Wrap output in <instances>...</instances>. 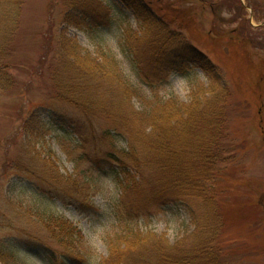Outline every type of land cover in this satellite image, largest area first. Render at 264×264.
<instances>
[{"label": "rangeland", "instance_id": "374dc122", "mask_svg": "<svg viewBox=\"0 0 264 264\" xmlns=\"http://www.w3.org/2000/svg\"><path fill=\"white\" fill-rule=\"evenodd\" d=\"M98 1L103 13L99 22L86 20L76 26L66 22L71 11L67 0H21L20 29L7 70L15 83L0 90V264H105L113 248L125 253L129 246L144 248V257L154 262L155 240L175 245L195 231L194 212L203 209L197 200L178 201L132 219L127 206L131 194H125L110 161L111 152L126 147V136L114 134L107 116L93 123L85 119L58 90L54 73L66 39L82 56L106 60L107 78L103 89L95 86L94 95L97 107L113 118L125 114L128 103L123 84L116 79V66L124 83L137 91L131 98L136 111L171 99L178 104L193 99L202 103L212 83L195 65L184 74L141 76L121 45L128 31L142 30L135 12L119 0ZM143 1L171 26L189 19L202 32L220 22L224 29L241 27L236 11L240 2L255 29L252 38L258 51L264 49V0ZM199 1H207L212 9ZM186 30L182 31L189 36ZM192 43L212 59L220 88L231 93L227 103H221L223 129H230L231 142L239 146L237 160L222 169L211 189L222 222L217 247L229 264H264V108L260 113L240 92L236 79L246 77L240 61L228 64ZM119 118L123 122L120 114ZM73 122L82 124L78 130L84 134L95 130V138H88L86 145L72 129ZM108 131L114 137L105 139ZM44 176L58 180L61 189ZM185 242L193 245L195 240ZM122 257L120 264L140 260L137 253Z\"/></svg>", "mask_w": 264, "mask_h": 264}, {"label": "trees", "instance_id": "16d2710c", "mask_svg": "<svg viewBox=\"0 0 264 264\" xmlns=\"http://www.w3.org/2000/svg\"><path fill=\"white\" fill-rule=\"evenodd\" d=\"M119 1L135 12L142 28L141 31L126 32L121 43L122 53L132 58L141 76L144 72L155 76L169 71L184 74L195 65L206 74L212 85L203 93L205 100L202 103L193 99L189 104H178L171 99L167 104L152 105L154 107L151 110L136 111L131 98L137 95V91L124 83L113 62L116 79L123 84V95L128 98L125 114L118 113L113 118L109 113H104L106 110L103 107H97L94 95L97 91L95 86L101 85L103 89V80L107 78V61H99L89 55L82 56L79 47L72 45L68 39L63 40V49L58 55L60 61L54 73L58 90L72 107L82 111L89 122L107 116L106 119L114 124V134L126 136V147L111 152L110 161L114 162L112 172L124 184L125 194H131L127 197L130 199L127 206L129 215H133L132 219L142 218L151 210L178 201L197 200L203 207L201 213L194 212L195 231L186 238H193V245L186 244V239L175 245H169L162 239L155 240L156 248L151 255L156 258L154 262L144 257L142 247H126L125 253L119 248L120 251H114L113 248L105 264H120L124 260L122 255L127 256L128 253L138 254L140 260L136 264H229L217 247L216 235L222 222L219 221L218 205L211 189L219 180L222 169L237 160L239 146L231 142L230 129H223L225 115L221 114V103L226 104L231 93L225 87L220 88V74L216 71L215 63L198 51L192 42L219 60L222 57L228 64L232 60L242 63L246 77L243 80L236 79L241 91L238 89L260 113L264 108V55L259 53L264 54V49L258 51L255 36L252 38L255 29L245 18V7L240 2L239 6L242 7L236 11L241 27L224 29L225 25L220 22L214 23L210 31L202 32L189 19H182L183 25L171 26L143 0ZM199 2L205 4L204 8L208 5V9L213 7L207 1ZM67 4L71 11L66 15V22L70 25L79 26L86 20L96 23L103 16L100 11L102 5L98 0H67ZM21 10V0H0V90H8L15 83L7 70L13 54L11 45L20 29ZM184 28L188 30L189 36L182 31ZM235 67H231L232 73H235ZM70 124L86 145L88 138H95V130L92 132L90 128V133L84 134L78 130L82 124ZM109 136H113L110 131L106 133L105 139ZM45 178L48 184L60 188L58 180ZM60 178L63 179L62 176ZM60 192L63 193V188Z\"/></svg>", "mask_w": 264, "mask_h": 264}]
</instances>
